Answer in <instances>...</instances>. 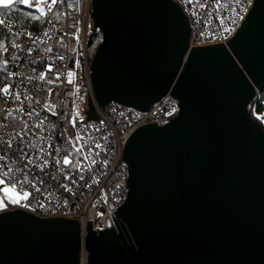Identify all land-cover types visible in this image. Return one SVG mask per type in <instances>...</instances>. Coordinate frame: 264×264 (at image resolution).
I'll list each match as a JSON object with an SVG mask.
<instances>
[{
  "label": "water",
  "instance_id": "95a60500",
  "mask_svg": "<svg viewBox=\"0 0 264 264\" xmlns=\"http://www.w3.org/2000/svg\"><path fill=\"white\" fill-rule=\"evenodd\" d=\"M102 35L91 65L97 103L139 112L167 96L168 125L129 139L126 202L114 228L81 238L77 221L0 215V264H264V0L226 45L189 50L174 0H92ZM93 116L94 108L91 107Z\"/></svg>",
  "mask_w": 264,
  "mask_h": 264
},
{
  "label": "built area",
  "instance_id": "2783aa9c",
  "mask_svg": "<svg viewBox=\"0 0 264 264\" xmlns=\"http://www.w3.org/2000/svg\"><path fill=\"white\" fill-rule=\"evenodd\" d=\"M174 2L190 24L192 50L226 45L255 0ZM63 4L69 6L59 13ZM13 5L42 23L34 29L0 17V215L24 211L40 219L74 220L81 238L88 235V222L94 232L112 229V215L129 193V166L123 161L129 139L145 126L168 125L178 116L179 102L167 96L144 113L97 103L89 58L98 33L92 0H57L55 5L48 0L43 13L19 0ZM249 112L264 129L262 94ZM5 187L28 198L13 204ZM79 264H88L84 249Z\"/></svg>",
  "mask_w": 264,
  "mask_h": 264
},
{
  "label": "trees",
  "instance_id": "16d2710c",
  "mask_svg": "<svg viewBox=\"0 0 264 264\" xmlns=\"http://www.w3.org/2000/svg\"><path fill=\"white\" fill-rule=\"evenodd\" d=\"M17 6V5H16ZM15 5H13L12 7L8 8V9H4V8H0V15H4L5 17L13 20L14 22L21 24L23 26H27V27H32V28H37L38 25H40L42 23V20L40 19H36V17L34 15H32L30 12L25 11L19 7H16ZM68 4H63L58 12L60 13L61 11H63L66 7H68ZM37 25V26H36ZM36 26V27H33ZM102 42V35H100V33L98 32V37H95L92 41V43L90 44L89 47V58L90 61L92 63L94 56L96 54V51L99 47V45ZM262 97H263V101H264V92L262 93Z\"/></svg>",
  "mask_w": 264,
  "mask_h": 264
},
{
  "label": "snow or ice",
  "instance_id": "6c2138e0",
  "mask_svg": "<svg viewBox=\"0 0 264 264\" xmlns=\"http://www.w3.org/2000/svg\"><path fill=\"white\" fill-rule=\"evenodd\" d=\"M19 2L21 4H23L24 6H26V7L37 6V10L42 12V13L45 12V9L48 6V0H19ZM52 3L54 5L57 4V0H52ZM12 6H13V0H0V7L4 8V9H8V8H10ZM13 47H15V45H13ZM3 91L5 93H7L9 91V88L5 87L3 89ZM10 146L11 145L9 144V147ZM21 152H22V150H21ZM0 163H2V162H0ZM65 163H70V161L66 158L65 159ZM0 183H3V181L0 180ZM3 191L5 192L6 195H8L10 192H14L15 191V187H13V188L5 187L3 189ZM27 198H28V193H24V195L22 197L19 196V195L11 196L10 197V202L13 203V204H17L22 199H27ZM3 208H4L3 202L0 201V210H3Z\"/></svg>",
  "mask_w": 264,
  "mask_h": 264
},
{
  "label": "rangeland",
  "instance_id": "374dc122",
  "mask_svg": "<svg viewBox=\"0 0 264 264\" xmlns=\"http://www.w3.org/2000/svg\"><path fill=\"white\" fill-rule=\"evenodd\" d=\"M16 6V5H15ZM17 7V6H16ZM1 8V7H0ZM0 17H5L4 15H0ZM18 195L17 193L15 192H10L8 195H6V199H10L11 196H16Z\"/></svg>",
  "mask_w": 264,
  "mask_h": 264
},
{
  "label": "flooded vegetation",
  "instance_id": "af4514ba",
  "mask_svg": "<svg viewBox=\"0 0 264 264\" xmlns=\"http://www.w3.org/2000/svg\"><path fill=\"white\" fill-rule=\"evenodd\" d=\"M99 32V31H98ZM100 33V32H99ZM101 35V34H100ZM95 37H98V33L96 34V36Z\"/></svg>",
  "mask_w": 264,
  "mask_h": 264
}]
</instances>
